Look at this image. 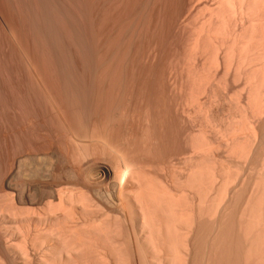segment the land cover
Listing matches in <instances>:
<instances>
[{
	"label": "bare ground",
	"instance_id": "obj_1",
	"mask_svg": "<svg viewBox=\"0 0 264 264\" xmlns=\"http://www.w3.org/2000/svg\"><path fill=\"white\" fill-rule=\"evenodd\" d=\"M212 1L170 29L176 144L159 156L152 142L153 157L137 160L136 139L159 140L143 72L157 62L165 0H98L100 75L80 80L39 77L37 55L82 37L81 2L0 0V264H198L206 225L204 264H233L234 227L238 256L264 264V0ZM25 145L46 148L44 166L30 167Z\"/></svg>",
	"mask_w": 264,
	"mask_h": 264
},
{
	"label": "rangeland",
	"instance_id": "obj_2",
	"mask_svg": "<svg viewBox=\"0 0 264 264\" xmlns=\"http://www.w3.org/2000/svg\"><path fill=\"white\" fill-rule=\"evenodd\" d=\"M81 2V3H79V6H81L82 5V7L80 8L81 10L83 9L86 13L85 14H87V16H85L82 20H84L83 22L85 23V24H83V22H82V24L80 23H78V25L79 26H81V25H85L83 28H85L86 30L84 31V29L82 28V26L81 27H79L78 26V28H80V29H83V31L81 30L80 31V29H79V31H80V37H81V34H83L82 35V37L81 38H79L78 36H76V34L75 33H73V31L71 30V31H69V32H71V33H73L72 34V36H70V35H68V42H64V43H62V44H64V46L63 45H58L59 46V48L58 49H54L53 51H51V55H52V53L53 52H57V51H55V50H58V52L56 53L57 55L55 56V55H53L52 56V59H53V61H52V59L50 58L51 56H50V54H49V52L46 54L47 56H46V58H45V56H44V54L42 53L43 51V48H41V47H39V49H40V52H38V54L39 55H37L39 58L37 59V65H38V67H37V74H38V76L39 77H41V78H45V79H61V78H67L68 79V77H70L71 76V78H73V79H75V78H77L78 80H80V79H85V78H97L96 76H98L99 77V75H100V68L98 69V64H99V60H97V59H99L98 58V56L100 57V55H99V53H100V48H99V46L101 45V36H100V25H101V22H100V17H99V10H98V0H78V2ZM91 1V2H90ZM84 2H86V3H84ZM201 2V3H200ZM210 3L212 4L213 3V1L212 0H194L191 4H190V0H165V2L163 3V9L165 10H163L164 12V14L162 13V11H160V13H162V14H160V15H163V16H165L164 18L163 17H161L159 14V16L161 17V18H163L164 19V26H163V28L162 27H160V28H162L163 30V32L162 31H160L161 29L159 28L158 29V31H156L155 33H157V34H155L156 35V37H154L153 36V38H154V42L155 41H157L156 42V44H158V46L156 45H154L153 47H154V49H155V51H157V53H158V57H157V62L156 63H154V65H153V63L152 64H149V65H147L146 66V68L144 69V72H143V79H146V81L147 82H145V83H148V84H146V85H144L145 86V90H144V88H143V94L145 93L144 91H146V93H147V90H149L148 91V98L146 97V95H144V96H142V97H144V98H142V100H144V102L146 103L147 102V99H148V101L149 100H151L152 102H153V106L151 105V103L152 102H147L149 105L148 106H152V108H153V110H152V112H151V115L152 114H154L155 115V117H154V122H155V124L156 125H158V128H157V126H156V131H158V133H160L159 134V136L157 135L158 133H156V137H158L159 138V140L157 139V138H155V140H158V141H154V140H150V138H148V140L147 139H145L146 137H142V138H139V139H136L135 141H134V138H133V140H132V143H133V141H134V143L135 144H133L132 146L133 147H130V148H134V149H130L131 150V157L132 158H134V159H139V158H146V159H151L152 157H153V153H155V150L157 149V151H158V155L160 156V155H162L163 153L162 152H164L165 151V153L167 152V150H165V148H167L168 149V147H169V149H170V146L172 145V143L176 140V134L174 135V133H176V132H174L175 131V129H173V126H172V122L170 121V119H169V114H167L168 113V105L170 104V99H171V93H169L170 91H168V85H169V83L170 82H172L173 81V79H174V76H175V74L173 75V73H174V71H175V69L177 68H179V64H178V62H177V60H176V46H173V44L170 42V40H172V39H168V37L169 36H171V26L173 25V23H174V21H175V18L177 17V16H179V14H180V11H181V19L183 20V21H185V19H186V21L185 22H187V24L189 25L191 22L192 23H194V20H197L196 18H198L199 19V17H200V13H202V11L204 10V8L206 7H208V11L207 12H210L209 10V7L211 6L210 5ZM81 4V5H80ZM164 4H165V6H164ZM185 6V7H184ZM94 10H93V9ZM195 8V9H194ZM210 8H212V6L210 7ZM87 9H88V11H87ZM80 10V11H81ZM91 10H93L92 12H91ZM194 10V11H193ZM199 10H202V11H199ZM158 11H156V13H157ZM191 12V13H190ZM206 12V13H207ZM89 13V14H88ZM167 13V14H166ZM81 14H83L82 15V17L84 16V13L81 11ZM153 14H155V12H153ZM94 15V16H93ZM158 15H155V17H158ZM98 16V17H97ZM199 16V17H198ZM87 17V18H86ZM89 17V18H88ZM153 17H154V15H153ZM86 18V19H85ZM208 18H209V16H208ZM162 19V20H163ZM96 20V21H95ZM90 22V24H89V22ZM79 22V21H78ZM81 22V21H80ZM93 22V23H92ZM163 22V21H162ZM95 28V29H94ZM97 30V31H96ZM83 32V33H82ZM97 32V33H96ZM96 33V34H95ZM159 33V34H158ZM169 33H170V35H169ZM74 35V36H73ZM87 35V37H85V36ZM93 37V38H92ZM100 40V41H98V39ZM165 37H166V39H165ZM71 38L73 39V40H71ZM76 38H78L79 39V41H78V39H76ZM87 38V39H86ZM89 38V39H88ZM84 39V40H83ZM165 39V40H164ZM71 40V41H70ZM80 40H81V43H80ZM88 40V41H87ZM162 41V42H161ZM168 42V43H166L165 45H163L164 44V42ZM75 42V44H73ZM90 43V46L88 45L89 43ZM65 43H68L67 44V46H66V44ZM71 45H70V44ZM80 43V44H79ZM85 43V44H84ZM95 43V44H94ZM82 44V45H81ZM99 44V45H98ZM93 45V46H92ZM160 45H163V46H160ZM57 46V47H58ZM76 46V47H75ZM84 46V47H83ZM62 47V48H61ZM71 47V48H70ZM94 49H93V48ZM65 48V49H64ZM68 50H67V49ZM98 48V49H97ZM39 49H38V51H39ZM83 49V50H82ZM46 50H44V52H45ZM89 51V52H88ZM64 52V53H63ZM66 52V53H65ZM70 52V53H69ZM87 52V53H86ZM98 52V53H97ZM86 53V54H85ZM94 53V54H93ZM48 54H49V56H48ZM54 54V53H53ZM66 54V55H65ZM152 54H153V52H152ZM64 55V56H63ZM72 55V56H71ZM83 55V56H82ZM98 55V56H97ZM69 56V57H68ZM49 57V58H48ZM54 57V58H53ZM62 57V58H61ZM66 57V58H65ZM165 57V58H164ZM77 58V59H76ZM85 58H87V59H85ZM48 59H50V60H48ZM59 59V60H58ZM62 59V60H61ZM55 60V61H54ZM65 60V61H64ZM75 60V61H74ZM93 60V61H92ZM96 60V61H95ZM46 61V62H45ZM95 61V62H94ZM179 61V60H178ZM45 62V63H44ZM61 62V63H60ZM74 62V63H73ZM98 62V63H97ZM47 63V64H46ZM65 63H66V65L68 66V67H66V65H65ZM68 63V64H67ZM44 64V65H43ZM52 64V65H51ZM74 64V65H73ZM77 64V65H76ZM172 64H173V67H172ZM63 65V66H62ZM87 65H88V67H87ZM63 67V68H62ZM183 67V66H182ZM40 68V69H39ZM51 68V69H50ZM67 68V71H65V69ZM78 68V69H77ZM97 68V69H96ZM44 69V70H43ZM69 69V70H68ZM72 69V70H71ZM41 70V71H40ZM52 71V72H51ZM70 71H72V73H70ZM76 71V72H75ZM97 72H98V74L99 75H97ZM41 73V74H40ZM74 73V74H73ZM87 73H88V75H87ZM71 74V75H70ZM85 74V75H84ZM172 74V75H171ZM61 75V76H60ZM70 75V76H69ZM96 75V76H95ZM52 76V77H51ZM54 76V77H53ZM94 76V77H93ZM172 77V78H171ZM98 79V78H97ZM151 81H153V82H151ZM150 83H153L152 85H153V88H151L152 86H149L150 85ZM236 83L234 84V88H233V92L232 93H230L229 94V96H235V93L238 91V89L240 90L241 89V87L239 86V85H236ZM147 86H148V88H147ZM150 87V88H149ZM153 89V90H152ZM151 90V91H150ZM164 90V91H163ZM58 91H59V89H56V94L58 93ZM168 91V92H167ZM234 91H235V93H234ZM149 92H151V93H149ZM163 92V93H162ZM60 93V94H59ZM58 94H57V99L59 100V101H62V102H65V103H68L69 104V107L71 106V108H74L75 106H73V104L74 105H76V104H78L77 103V100L78 101H80V103H82V100H79L80 98V96L78 97L77 95V97L79 98H77L76 96H75V98H77L76 99V101H74L73 102V100L72 99H74L75 100V98H69V97H66L65 95H63V93H61V92H59ZM145 93V94H146ZM84 94V93H83ZM142 94V95H143ZM232 94V95H231ZM58 95H59V97H58ZM86 95V94H85ZM82 96H84V95H82V93H81V97ZM201 96V95H200ZM205 95H203V96H201V98L200 99H198V100H196L197 99V97L196 96H194L193 98L195 99V101H197V104H194L192 107L193 108H197V105L199 104V103H201V102H203L205 99H206V97H204ZM188 98H189V96H187ZM187 97H184V99H183V101H181V102H183V104H185V102L188 100V99H186ZM190 97H192V96H190ZM65 98V99H64ZM83 98V97H82ZM81 98V99H82ZM88 98V99H87ZM199 98V97H198ZM203 98V99H202ZM62 99V100H61ZM67 99V100H66ZM70 99V100H69ZM85 101H83L84 103H82V106H86V105H88V103L87 102H89L90 100H89V97L88 96H86V98L84 97L83 98ZM146 99V100H145ZM186 99V100H185ZM194 99H192L191 100V98H190V100L194 103ZM72 100V101H71ZM87 100V101H86ZM185 100V101H184ZM200 100V101H199ZM218 100H219V98H218ZM198 101H199V103H198ZM221 101V102H220ZM73 104H72V103ZM87 104H86V103ZM98 103V100H97V98H95L94 99V101H93V107H92V112H93V114H94V117H96V118H99L101 115V108H100V105H99V103ZM166 103V105H163V104H165ZM146 103V104H147ZM189 104H193V103H191L190 101L188 102ZM218 103L220 104V106L221 107H225L223 110H224V112L226 111H228V108L226 107V105H224L223 104V102H222V100H219L218 101ZM70 104H72V105H70ZM84 104V105H83ZM182 104V103H181ZM79 105H81V104H78V107L77 108H79ZM190 105V106H191ZM99 106V107H98ZM146 107V105L144 106L145 108H146V110H148L147 108H149V107ZM196 106V107H195ZM75 107V109L77 110V108ZM83 107V108H84ZM87 107H89V105L87 106ZM86 107V108H87ZM164 107V108H163ZM81 109H83L82 107H80ZM78 109V112L79 111H82L81 109ZM97 108V109H96ZM151 108V107H150ZM151 108V109H152ZM163 108V109H162ZM85 109V108H84ZM151 109H149V110H151ZM87 110H88V108H87ZM136 110V113H138L139 112V110L136 108L135 109ZM222 110V111H223ZM84 112L86 111V110H83ZM153 112H155V113H153ZM225 112V113H226ZM227 114V113H226ZM165 117V118H164ZM101 118V117H100ZM158 118V119H157ZM156 119H157V122L159 123H157L156 122ZM158 120H160V121H158ZM158 129V130H157ZM160 129H162L161 131H160ZM162 133V134H161ZM163 135V136H162ZM147 141V142H146ZM152 142H159L158 144L160 145H157L156 144V146L154 145V147H156L155 148V150H154V148L152 149V150H150V144L152 143ZM166 142V143H165ZM161 143V144H160ZM175 144H176V142H174ZM171 144V145H170ZM175 144L173 145V146H175ZM131 146V145H130ZM173 146H172V148H171V151H172V149H173ZM41 147H43V146H40V147H37L36 149L35 148H32V147H29V146H27V145H25V146H23V152H22V156H23V158L24 159H26L27 161H28V163L31 165H29L30 167H32V166H38V167H40V165L42 166H44L45 165V163H46V160H45V158H46V156H45V153H46V148L44 149V148H41ZM161 147H163V148H161ZM159 148H160V151H162L160 154H159ZM164 151H163V150ZM168 149V151L171 153V151ZM132 150H133V152H132ZM153 151V152H152ZM41 152V153H40ZM164 153V154H165ZM133 154V155H132ZM167 154H169V153H166V156H167ZM163 156V155H162ZM165 156V155H164ZM187 156L188 155H186V153H183L182 154V157H183V160L185 159L186 160V158H187ZM45 157V158H44ZM28 158V159H27ZM44 158V159H43ZM23 159V160H24ZM38 159H40V160H38ZM30 160V161H29ZM38 160V161H37ZM45 161V162H44ZM35 165H34V164ZM39 164V165H38ZM232 211H233V213L236 211V209L235 210H231V213H232ZM235 226V225H234ZM237 226V225H236ZM212 228V229H211ZM233 228V227H232ZM234 228H236V229H234ZM233 228V230H232V232L230 233L231 234V246H230V258H231V260H232V262H233V264H239V260H243V262H245V263H247L244 259H242V258H240V256H238V254H237V246H239V245H241V243H242V240H241V237H240V235H239V233H238V227H234ZM210 229V230H209ZM205 231L203 232H201L200 231V233H202V234H199V241H198V243H199V245L198 246H200L199 247V249H198V264H202L203 263V256H204V252H205V245H206V242H209L208 241V235L210 234V236L211 235H213L212 233H213V230H214V227H210V226H208V225H206L205 226V229H204ZM212 230V232H209V231H211ZM209 232V233H208ZM212 237V236H211ZM233 246V247H232ZM237 254V255H236ZM248 256V255H247ZM236 257V258H235ZM247 258V261H248V263L247 264H251V262L249 263V259L248 258H251L250 256H248V257H246ZM252 260V258L250 259V261ZM205 263V262H204ZM203 263V264H204ZM244 264V263H243ZM262 264H263V262H262Z\"/></svg>",
	"mask_w": 264,
	"mask_h": 264
}]
</instances>
